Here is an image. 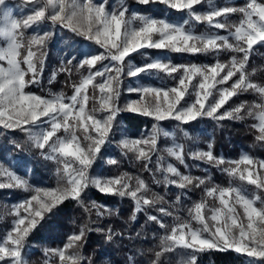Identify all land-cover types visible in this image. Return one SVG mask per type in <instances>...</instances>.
<instances>
[{"label": "snow or ice", "instance_id": "snow-or-ice-1", "mask_svg": "<svg viewBox=\"0 0 264 264\" xmlns=\"http://www.w3.org/2000/svg\"><path fill=\"white\" fill-rule=\"evenodd\" d=\"M26 2L33 5L31 14L18 19L13 15L12 9L5 6L6 0H0V39L7 42L6 47H0V62H6L7 65L0 63V125L27 133L35 147L41 150L47 148V159L55 160L62 167L57 169L56 188L36 189V194L19 205L27 215L20 216L17 212L18 218L11 232L4 241H0V261L7 258L8 264H26L23 249L31 231L58 204L67 199L81 200L82 193L89 185L103 194L130 196L135 201L137 211L145 206L151 207L163 199L155 193L148 196L149 188L145 182L127 173L108 178L90 177L88 174L102 147L110 142L114 121L121 111L138 113L157 122L149 134L138 139L125 138L120 142L122 149L134 152L137 160L144 161L146 170H150L152 156L159 151V136L163 134L167 137L170 134L159 126V122L173 119L187 124L201 116L217 120L242 119L244 104L220 112L240 92L253 90L261 97L262 102L251 106L248 115L258 121L253 127L260 133L257 139L264 141V85L251 82L250 74L246 71L253 47L264 44V3L249 0L243 7H211L209 11L201 12L196 6L205 2L211 5V0H138L143 5L158 2L187 13L188 19H184L182 23H172L147 15L129 16L126 15L128 10L123 5L119 9L109 10L104 4L94 3V0ZM233 13L241 14V19L234 26V31H229L228 36L215 33L197 34L191 27H186L190 20H194L207 23L216 29H225L228 25L219 18ZM46 19L78 33L103 49L99 53H81L78 67H87L88 74L81 78L79 84L73 85L71 96L66 97L61 93L43 97L27 90L30 85L39 82L38 77L43 71L46 56L43 49L50 34H34L25 44L24 30ZM229 36L236 43H231ZM147 49L190 54L228 50L241 55L239 58L233 56L228 64L216 61L208 65H173L157 59L138 66L130 62L129 58L133 54ZM74 60L76 56H70L67 65H72ZM104 61L108 63L93 71L98 63ZM62 70L71 71L70 68ZM153 70L169 76L181 72L182 74L172 87L142 85L129 89L130 92L139 93V99L129 102L121 109L118 101L122 77L125 74L136 77ZM233 77L236 79L233 80ZM194 80L196 83H193ZM230 80L233 82L229 86L218 87L226 85ZM90 87L94 93L92 96L88 94ZM96 92L99 93L98 96L95 95ZM186 97L194 99L189 101ZM89 100L96 101L99 107L88 110ZM98 112L103 115L98 117ZM41 124H47L48 127L33 131L40 128ZM61 132L63 135H58ZM167 151L181 164L184 163L182 145H173ZM192 155L194 159L209 164L227 163L229 167L224 171L228 175L264 191V161H257L247 154L235 161H225L223 157L213 154L211 145L207 151H197ZM162 160V156L157 157L156 170L164 173L162 182L166 187L175 185L180 189H188L205 185V179L183 174L172 164L165 166ZM109 162L117 163L115 160ZM5 175L8 182L0 183V189H28L27 181L0 165V176ZM155 182L161 183L160 180ZM205 195L217 200L218 206L209 207L204 200L197 202L189 212L192 220L200 227L193 228L188 223L177 224L164 237L165 250L175 247L191 250L186 264H195V253L212 249L233 250L255 258L249 264H264V197L257 194L249 197L242 188L231 184L223 188L206 187ZM92 208L96 209L98 216L104 214L100 210L102 205L93 202ZM159 211L164 215H171L163 207ZM149 219L159 223L162 228L165 227L158 217L150 216ZM88 231L86 225L82 226L78 233L68 238V243L63 248L46 250L45 255L51 253L57 256L60 264H82L83 258L79 251L67 250L80 248Z\"/></svg>", "mask_w": 264, "mask_h": 264}, {"label": "trees", "instance_id": "trees-1", "mask_svg": "<svg viewBox=\"0 0 264 264\" xmlns=\"http://www.w3.org/2000/svg\"><path fill=\"white\" fill-rule=\"evenodd\" d=\"M127 2L131 6L136 5V9L142 13H154L152 9L147 8L148 5L133 4L131 0H127ZM165 11L166 13H164ZM177 14H179L177 10L158 7L157 16L163 19L178 22L185 19L186 15L183 13L180 14L182 16H177ZM238 16L241 15L233 13L225 21L227 23ZM189 22L190 24L186 26L192 27L193 32L207 33L208 27L204 23H195L193 20ZM39 27L46 29L44 25ZM31 29L33 28L29 27L27 32ZM218 30L219 33L224 34L232 30V27L228 25L227 28ZM60 33L63 35L61 38L48 36L46 47L43 49L46 52L43 71L38 77L39 82L30 85L28 91L45 95L46 89H54L64 95H69L73 85L78 84L87 73L86 67H78L81 53H89V50H83V46L91 48L93 50L90 51L91 53L97 52L95 49L98 46L68 29H60ZM55 53L58 54L55 55ZM73 55L76 56V60L72 65H67L68 58ZM240 55L235 53L237 58ZM59 56L62 57V62L58 59ZM173 57L178 62L185 64L211 63L215 59L214 53L183 54L181 57L178 54H173ZM228 57V53H221V62L227 61ZM65 68H70L71 71L62 70ZM52 70L55 72V79L49 83L46 78ZM246 71L250 74L251 82L264 85V44L253 48L246 65ZM90 91L91 88L88 90L89 95ZM260 98L255 91L249 90L240 92L225 104L228 107L244 104L245 108L241 112L242 119L217 120L203 116L187 124L176 120L159 122V126L171 130L173 140L182 145L184 163L181 164L174 160L171 162L181 173L205 179V185L188 189H180L175 185L165 186L162 182L164 173L156 170V160H154L156 156H162V163L166 166L161 151L163 143V134H161L157 145L159 151L152 156V163L149 164L150 170L145 169L144 161L137 160L125 153L123 154L126 157L121 156L122 161L120 160L121 162L117 165V171H121L120 174L128 172L129 176L142 179L149 188L148 196L155 193L162 197L163 199L159 203L151 207L145 206L142 210L137 211L135 201L130 196L103 194L89 187L81 195V200H65L53 208L51 213L45 214L44 219L31 231L23 249L26 264H60L57 256H53L51 253L46 256V250L63 248L68 243V238L72 234L78 233L80 228L85 225L89 231L81 242V247L67 251H79L83 258L82 264H186L191 250L182 247L165 250L164 237L169 235L168 230L171 227L170 224L174 222L175 215L179 219L189 222L191 226H195L189 210L195 202H200L205 198V188L209 187V184L219 187H228L231 184L242 188L249 197L253 194L264 197L263 192L257 190L255 186L222 171V164H209L194 159L191 153L194 146H197L200 151H207L211 145L213 154L223 157V159H236L240 154H247L257 161H264V141L257 139L260 133L253 127L254 117L248 115V109L253 103L260 101ZM120 119L127 131L138 135L147 133L150 127L157 123L151 118L136 114H121ZM10 133L8 135L5 130L0 128V157L9 153L8 160L24 162V165L30 168L28 179L33 184L44 181L53 182L55 179L57 181V174H49L44 172L46 169L42 170L41 166L44 163L36 159L34 148L29 140L19 131ZM191 137H197V145L192 142ZM37 162L40 163L39 167L35 166ZM23 174L26 175V173ZM156 180H160L161 183H156ZM22 195L17 188L0 189V241L10 228L12 217L8 206ZM93 202L103 206L100 209L104 213L103 215H97L96 209L92 208ZM161 207L167 209L171 215L161 213L159 211ZM150 216L158 217L165 227L162 228L159 223L149 219ZM157 253L160 255L157 256ZM195 255V264H249V261L254 259L233 250L212 249L197 252ZM5 263L6 260L0 261V264Z\"/></svg>", "mask_w": 264, "mask_h": 264}, {"label": "rangeland", "instance_id": "rangeland-1", "mask_svg": "<svg viewBox=\"0 0 264 264\" xmlns=\"http://www.w3.org/2000/svg\"><path fill=\"white\" fill-rule=\"evenodd\" d=\"M131 1H132L133 4L136 3V4H139V5H143V4H140L138 2V0H131ZM248 2H249V0H211V5L208 2H205L204 4L198 5L196 7H197L198 11L206 12V11H209L211 9V7H223V6L243 7ZM258 2L264 3V0H258ZM94 3H96V4H104L109 10H111V9H119L123 5L128 10L126 15L130 16L131 14H137V15L153 16V17H157V18H161V17L157 16L158 7L162 6L163 8H168L166 5L160 4L158 2H152V3L148 4L147 8L148 9H152L154 13H142L141 11H138V9H136L137 8V7H135L136 5L135 6L129 5L127 0H110L109 2H108V0H94ZM5 6L6 7H10L12 9V11H13V15L16 18H18V19L21 18V17H24V16H26L28 14H31V8L33 7V5L28 4L26 2V0H6V5ZM177 12L179 13V14H177V16H182L180 14L183 13V15H186L184 18L188 19V16H187L186 12H181V11H177ZM164 13H166V11ZM239 15H241V14H239ZM228 17L229 16L221 17L219 19H220L221 22H223V23H225L227 25H230L232 27V30H230V31H234V26L239 24L241 16L240 17L238 16V18H235V19L232 18L231 20H229L226 23L225 20H228ZM183 20L184 19L179 20V22L178 21H174V20H172V21L169 20V21L172 22V23H182ZM194 22L196 23V21H194ZM189 24H190V22H189ZM40 25H44L46 27V29H41L39 27ZM204 25L208 27L207 33H215L217 35H223V36H228L229 35V32L228 33H224V34L219 33L218 29H216L214 27H211L207 23H204ZM191 26H192V23H191ZM31 27L33 29H31V31H29V32H27V29L24 30V41H25V44L27 43L28 38L31 37L34 34L43 35L45 33H49L52 37L56 36L57 38H61L63 35L60 33V29H68V28L62 27L59 24H53L50 20H47V19L43 20V21H41V22H39L37 24H34ZM68 30H70V29H68ZM229 41L231 43H236V41L231 36H229ZM257 45H260V44H257ZM257 45H255V46H257ZM6 46H7V42L5 40H3V39H0V47H6ZM83 48H84L83 50H86V51L89 50L88 52H90L92 50L91 48L89 49V47H87V46H83ZM95 50H97V52L94 51L95 53H99V52L103 51V49L99 48V46ZM221 53H228L229 54V57H228L227 61L221 62V58H220ZM57 54L58 53H55V55H57ZM173 54H178L181 57L183 54H190V53H175V52H171V51H167V50L147 49V50H142L141 53L133 54L129 58V60H130L131 63H133L135 65H138V66L139 65H143L146 62H151V61L157 60V59L165 61V62H171V64H173V65H190V64H185V63H182V62H178L177 59L175 57H173ZM214 56H215V59H214L213 62H211V63H202V64H197V65L213 64L216 61H219L220 63H223V64H228L231 61L232 57L235 56V52H231V51L225 50V51H221L219 53H214ZM58 59L61 60V62L63 61L61 56H59ZM0 63H3L4 66H7L6 62H0ZM107 63H108V61H104V62L98 63L96 68L93 69V71H95L96 69H99L100 67H102L103 64H107ZM126 72H127V69H125V73ZM87 74H88V69H87V73L84 76H86ZM181 74H182V72L181 73H175L172 76H169L168 74H166L164 72H161V71H157V70L141 73V74H139L136 77H129V76H127L125 74L122 77V84H121V90H120V97H119V101H118V106L121 109H123L124 106L126 104H128L129 102L139 99L140 94L137 93V92H130L129 89L138 88V87H140L142 85H151V86H155V87H172V86L176 85L177 80H178V78H179V76ZM173 77H176V79H174ZM54 79H55V72H54V70H52L51 73L48 74V77L46 78V81L50 83ZM235 79H236V77H233V80H235ZM249 79H250V77H249ZM97 81H99V78H97ZM232 82L233 81L230 80V81H228V83L226 85L218 86V87H227ZM193 83H196V81L194 80ZM256 84H258V83H256ZM46 90H47V92H46L45 95H39V96L50 97V96L55 95V94H61V92H59L57 90H54V89H51V90L46 89ZM190 91H191V89H190ZM32 93H34V92H32ZM34 94H36V93H34ZM72 94H73V88H72L71 93L69 95H65V96L66 97L67 96H71ZM88 94H89V92H88ZM93 94H94L93 93V89L91 88L90 96H92ZM36 95H38V94H36ZM95 95L98 96L99 93L96 92ZM186 99L191 101L192 99H194V97H186ZM261 102L262 101H261V98H260V101H256L255 103L252 104V106L255 105V104H259ZM94 107L98 108L99 104L96 101L89 100V102L87 104V109L91 110ZM235 107H237V105L236 106H232V107H228L227 105H224V107L222 109H220V112H224L226 110H230V109H233ZM121 114H136V115H140L138 113H132V112H128V111H121L119 113V115L117 116L116 120L114 121L113 128H112V131H111L110 136H109V141L110 142L106 143L102 147L101 152L97 155V159L94 161L92 167L88 171V174H89L90 177L100 176V177L108 178V177L120 176L121 175L120 174L121 171L120 172L117 171V169H118L117 165L122 161L121 160V156L124 157L125 154H130L131 156L136 158V155H135L134 152H130V151H126V150L122 149V147L120 146L121 140H123L125 138L130 139V140L131 139H138L141 136L149 134L151 132L152 126L155 124L154 123L150 127V129H149V131L147 133L139 134V135L138 134H132V133H130V131H127L126 127L121 122V119H120V115ZM102 115H103V113H100V112L97 113L98 117L102 116ZM201 117H203V116H201ZM147 118H150V117H147ZM167 120H173V119H167ZM257 123H258V121L254 118V125L257 124ZM47 127H48L47 124H41L40 128L33 129V131H41L43 129H46ZM0 128H1V130H5L8 135L12 131L21 132L19 129H15V130L7 129V128H4L2 125H0ZM164 130L168 131L170 134L167 137H165L163 135V138H162L163 143L161 145V151H162V154L164 155V159H165L166 165L167 164H172L174 167H176L171 162V160H174L176 162H180V161L177 160L174 156L170 155L168 153L167 149L173 147V145H179V144L175 140H173V136H172L171 130L166 129V128ZM21 133L25 136V138H27V140H29L31 146L34 148V152L36 154V159L39 160L40 162L44 163V165L41 166L42 170L46 169V170H44V172H47L49 174H57V169L61 168L62 165L58 164L55 160L47 159L46 156H45V153L47 152V148H45L44 150H41L38 147H35L34 141L29 138V135L27 133H25V132H21ZM58 135H63V133L62 132L58 133ZM191 138H192V142L197 145V140H198L197 137H191ZM197 151H200V149H198L197 146H194L193 147V151L191 153L193 154V153H195ZM123 153H125V154H123ZM242 155L243 154H240L236 159L228 158V159H224V160L225 161H235V160L240 159V157ZM157 157L158 156H156V158L154 160H157ZM8 158H9V153L3 154L0 157V165H2L4 169H7L8 171L13 172L17 176H19L22 179H24L25 181H27L29 187H28V189H25V188H22V187H10V188H17L18 190H20L21 194H23V195L21 197L17 198V200L14 201L10 206H8V208L10 210L9 213H10L12 219H11V222H10V228L5 232L4 237L2 238L1 241H4L7 238L9 232H11V230L13 228V225H14V222L18 218L17 217V212H19L20 216L27 215L25 210L23 208H20L19 205H21L25 201L29 200L32 195L36 194V192H35L36 189H46V188L50 189V188H56L58 186V180L56 181V179L53 182L51 181L52 183L51 182H45V181L41 182V183H34V184L31 183L30 180L28 179V174L30 172V168L25 166L24 162H21V161L20 162L19 161L14 162V160H8ZM110 160H115V161H117V163H115V164L110 163L109 162ZM39 164L40 163L37 162L35 164V166L39 167ZM226 167H229V165L227 163L222 164V167H221L222 171H224V169ZM23 173H26V175L23 174ZM125 173H128V172H125ZM128 175H129V173H128ZM57 176H58V174H57ZM170 179H171V177H170ZM172 179H176V177H172ZM7 182H8V179H7L6 175L5 176H0V183H7ZM60 183L62 184L63 181H60ZM132 183L134 185L135 184V180H133ZM214 186H217V185L209 184V187H214ZM89 187L99 191L97 188H95L92 185H89ZM221 187L223 188L224 186H221ZM5 188H9V187H5ZM262 192H263L262 194H264V191H262ZM203 200L206 201V203H207V205L209 207L218 206V201L213 199V198H211V197H207L205 195V198ZM197 202H199V201H197ZM197 202H195L192 205V208ZM257 203H258L257 206H259V201H257ZM240 211H241V214H242V210H240ZM174 218H175L174 222L170 224L171 227H169V230H168L169 234L171 233V229L173 227H175L177 224H180V223H188L189 224V222L183 221V219H177L178 217L176 215L174 216ZM194 225L195 226L192 225L193 228H199L200 227V225L197 224L195 221H194ZM47 250H49V249H47ZM238 254H240V253H238ZM25 258L26 257H24V260H25ZM5 264H8L7 258H6V263Z\"/></svg>", "mask_w": 264, "mask_h": 264}]
</instances>
